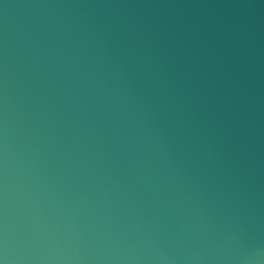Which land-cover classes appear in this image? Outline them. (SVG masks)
Returning <instances> with one entry per match:
<instances>
[{
	"label": "water",
	"instance_id": "1",
	"mask_svg": "<svg viewBox=\"0 0 264 264\" xmlns=\"http://www.w3.org/2000/svg\"><path fill=\"white\" fill-rule=\"evenodd\" d=\"M0 264H264V0H0Z\"/></svg>",
	"mask_w": 264,
	"mask_h": 264
}]
</instances>
